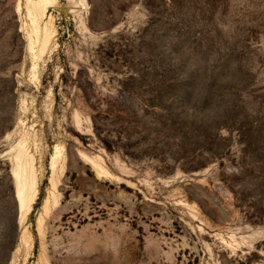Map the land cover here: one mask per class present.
<instances>
[{"label": "rangeland", "instance_id": "1", "mask_svg": "<svg viewBox=\"0 0 264 264\" xmlns=\"http://www.w3.org/2000/svg\"><path fill=\"white\" fill-rule=\"evenodd\" d=\"M30 10L0 0V264H264V0Z\"/></svg>", "mask_w": 264, "mask_h": 264}, {"label": "bare ground", "instance_id": "2", "mask_svg": "<svg viewBox=\"0 0 264 264\" xmlns=\"http://www.w3.org/2000/svg\"><path fill=\"white\" fill-rule=\"evenodd\" d=\"M72 1V0H71ZM58 0H28V3L31 6L30 13L33 16V22L37 23L38 12L41 16L45 15L49 8L56 6ZM77 7L78 3H75ZM83 4V3H82ZM85 4V3H84ZM53 17L49 16L48 22L46 23L44 29L40 32V29H36V38L39 43V52L41 54L45 53L46 49L49 47L50 42L56 31L53 26ZM50 25V26H49ZM49 26V27H48ZM33 49V48H32ZM58 159V148H56L55 154L52 157L51 169L54 170L56 167V161ZM13 178L17 183L16 192L18 195V209H19V218L23 220L32 208V204L37 196V188L32 176L28 175L26 171H13ZM32 184L30 195L27 185ZM41 223V219L39 220ZM101 248V246H100ZM109 256V254H108Z\"/></svg>", "mask_w": 264, "mask_h": 264}, {"label": "water", "instance_id": "3", "mask_svg": "<svg viewBox=\"0 0 264 264\" xmlns=\"http://www.w3.org/2000/svg\"><path fill=\"white\" fill-rule=\"evenodd\" d=\"M57 12H59V13H61V14H63L64 16L67 14V12H68V10H56ZM15 198H16V200H17V203L19 202L18 201V195H17V192H16V188H15Z\"/></svg>", "mask_w": 264, "mask_h": 264}]
</instances>
